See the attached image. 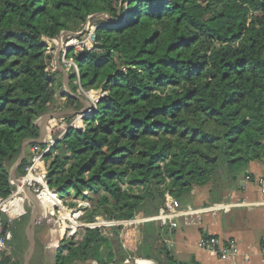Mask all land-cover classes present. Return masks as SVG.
I'll return each mask as SVG.
<instances>
[{
	"label": "trees",
	"instance_id": "1",
	"mask_svg": "<svg viewBox=\"0 0 264 264\" xmlns=\"http://www.w3.org/2000/svg\"><path fill=\"white\" fill-rule=\"evenodd\" d=\"M96 14L108 16L90 19L93 48H70L68 56L86 90L106 93L84 117L85 130L70 127L58 138L73 114L48 122L56 139L45 154L51 189L70 206L89 201L88 222L122 221L156 214L166 192L184 206L196 187L259 176L250 166L264 164V0H0V197L14 188L10 171L25 141L40 136L38 120L54 109L81 108L77 75L70 76L73 95L48 50L51 39L83 31ZM28 163L26 157L17 176ZM27 210L9 226L22 256ZM66 233L56 264L151 257L135 250L128 225L85 228L78 241ZM148 234L156 238L146 230L144 240ZM158 253L160 264H198L176 259L166 246Z\"/></svg>",
	"mask_w": 264,
	"mask_h": 264
},
{
	"label": "crops",
	"instance_id": "2",
	"mask_svg": "<svg viewBox=\"0 0 264 264\" xmlns=\"http://www.w3.org/2000/svg\"><path fill=\"white\" fill-rule=\"evenodd\" d=\"M58 69L64 89L72 93L70 75L62 66ZM79 98L82 102L81 108L86 107L87 104L83 98ZM59 112V110L54 109L50 114H58ZM73 112L69 110L57 116L67 113L73 114ZM49 121L50 119L45 121L42 128L44 139L52 137L48 128ZM60 128L62 127L60 126ZM250 170L253 171L254 175H262L264 174V164L254 162L251 164ZM241 177L235 185L230 187L226 185L216 187L212 184L196 187L191 193L190 199L183 203L184 207L195 211L178 218L176 227H161L158 221H143L133 227L135 250L140 247L143 252L151 253L153 259L151 257H137L139 255L134 252L126 262L135 257L136 264H160L158 260L163 255H159L158 249L166 246L168 251L180 261L195 260L198 264H264V257L261 254L264 239V195L261 194L259 186L254 182L255 179L245 181V177ZM218 204L228 207L227 209H214L213 207ZM29 206L30 204H28ZM28 207L26 206V208ZM140 213L145 215L143 212ZM30 229L32 226L29 221L26 226L28 239ZM57 229L52 227L49 221L44 228L39 221L31 230L34 249L30 252L28 246L23 256L16 252V246L12 239L10 245L13 248L14 258L23 257L24 264L25 256L30 254V264H32L31 259L35 255L37 247L41 246V259L36 260L34 264H56V253L61 240L54 235ZM146 230H155L156 238L154 235L152 237L148 234L144 240L143 232ZM203 235H215L226 240L229 238L236 239L238 254L230 259H220L209 251L199 248L198 242ZM165 238L172 242L171 245L164 242ZM2 258L0 253V260ZM74 264L99 263L96 260H86L76 261Z\"/></svg>",
	"mask_w": 264,
	"mask_h": 264
},
{
	"label": "built area",
	"instance_id": "3",
	"mask_svg": "<svg viewBox=\"0 0 264 264\" xmlns=\"http://www.w3.org/2000/svg\"><path fill=\"white\" fill-rule=\"evenodd\" d=\"M99 16L104 17L102 14H98ZM96 16V15H92ZM106 17V16H105ZM91 18L88 19V26L90 29L79 31L76 34H66L62 33L59 40L57 38H53L50 40V46L52 47V44H58V41L61 42L62 53L61 56L59 55V60L63 66V68L66 70V72L71 76L73 74L77 75V78L75 80V84L77 85V91L79 93H83L85 96H88L90 98L91 104L89 106L83 107L75 114H73L72 119L69 121L68 124H64L61 127L63 128V132L58 135V138H60L63 133L70 127L74 128H80L85 130L87 125L84 122V117L93 112L97 109V103L99 101V98L104 95L106 92L99 89L97 94L94 95V92L92 89L86 90L82 85L80 81L79 76V69L78 65L75 62L73 57L68 56V50L70 48H74L75 52H81L77 49V45L82 44L83 42L79 40V38L82 37V34L86 32H90V37L93 40V46H94V40H95V25H90L89 22ZM82 45L83 50H91L93 48ZM82 50V51H83ZM49 53V50H48ZM54 53V52H53ZM91 90V91H90ZM96 93V92H95ZM56 139L53 137L43 139V142L37 143L36 145H30L28 152H30L29 163L26 166V173L22 177L18 179V182L16 179L10 178V182L14 184V188L12 189L10 195L6 198L0 197V253L3 257H9L10 262L8 264H22L20 261H18L17 258H14V252L13 248L10 245L11 240L13 239V232L10 229V224L14 221V219H17L21 217L22 215L27 213L26 208V201H28L27 196L24 193V188L28 187L30 188L35 195L38 197V199L41 201V198L46 194L50 193L55 195L58 201V205L54 206V200L50 199L49 202L43 207V216L49 215V221L51 218L56 219L55 225H61L62 223L67 224L71 230L68 231L66 237L68 239H74L76 235L78 234V230H82L81 237L78 240H81L84 234L85 228L89 227H96V226H108V225H119V224H132L135 222H143V221H158L161 227H176L177 226V219L181 216L189 215L194 213L195 210L184 207L180 203V201L174 197L171 193L166 192L165 193V204L160 206L158 212L154 215L144 217L142 219H131V220H122V221H106L103 220L101 222L98 221V218L96 221L88 222L82 219L83 213L85 212V208L88 206L87 201L83 200H77V205L70 206L66 202H63V199L61 198L59 191L52 190L49 186L48 181V175L46 172V168L49 165V161L45 159V154L50 150V148L55 143ZM43 144L45 146H43ZM250 176L245 177V181H251ZM256 184L259 186L260 192L262 195H264V175H259L255 177ZM127 184H123L125 187ZM227 205H221L218 204L214 206V209H227ZM212 208V209H213ZM69 213V216L64 217L62 215L63 212ZM4 212L8 217V223L6 229H3V220L1 218V213ZM58 213V214H57ZM50 222V221H49ZM56 227V226H54ZM164 242L171 245V241L169 239H164ZM198 247L204 250L209 251L211 254L219 257L220 259H230L235 257L237 252V241L234 238L229 239H222L215 235H203L199 242ZM261 254L264 257V239L262 241L261 246Z\"/></svg>",
	"mask_w": 264,
	"mask_h": 264
},
{
	"label": "rangeland",
	"instance_id": "4",
	"mask_svg": "<svg viewBox=\"0 0 264 264\" xmlns=\"http://www.w3.org/2000/svg\"><path fill=\"white\" fill-rule=\"evenodd\" d=\"M104 17H100L99 19H106V17L108 16L107 14H102ZM96 16H99L98 14H96ZM95 16V17H96ZM106 16V17H105ZM89 18H94V16H90ZM88 24V21L86 22V25H85V27H84V30H88V29H90V27L87 25ZM89 24H90V22H89ZM91 24H92V22H91ZM66 32V34H76L77 33V31H70V30H68V31H65ZM70 32V33H69ZM62 34V33H61ZM90 32H86V33H84V34H82V37L81 38H79V40L80 41H82L83 43L82 44H79V45H77L76 47H77V49L79 50V51H82L83 50V48H82V45L84 44V46H87V47H89V48H91L93 45V40L91 39V37H90ZM61 36V35H60ZM60 36L57 38L58 40H59V38H60ZM60 47H61V42L60 41H58V44L56 43V44H52V47L51 48H49V54L50 55H52V57H53V63H54V65L55 66H57L58 68L60 67V66H62V64H61V62H60V60H59V55L61 56V53H62V49H60ZM54 52V53H53ZM63 67V66H62ZM91 91V90H90ZM92 91L94 92V95L95 94H97V92L99 91V89H92ZM96 92V93H95ZM76 95L77 96H79V97H81V98H83V100L86 102V104H87V106H89L90 104H91V102H90V98L88 97V96H85L83 93H79L78 91H77V89H76ZM71 119H72V117H71ZM70 119V120H71ZM57 126V125H56ZM57 128H58V126H57ZM63 130V128H59V130ZM58 130V129H57ZM61 134V133H60ZM59 134V135H60ZM29 147L30 146H27L26 147V151L28 152V150H29ZM17 162V160L14 162V164ZM14 164L12 165V167L14 166ZM11 167V168H12ZM26 173V172H25ZM25 173L23 174V175H25ZM23 175H21V176H17L16 175V178L17 179H19L20 177H22ZM255 183H256V181H254ZM15 187V186H14ZM52 190H56V189H52ZM57 191V190H56ZM24 193H25V191H24ZM25 195H26V193H25ZM27 196V195H26ZM28 198V197H27ZM63 199V198H62ZM63 202H65V200H63ZM44 203H48L47 201H44ZM28 204H30V206L28 207ZM87 204H88V206L86 207V208H89L90 206H91V203L89 202V201H87ZM26 206L28 207V208H30L31 209V212H32V209H33V204H32V202L29 200V198H28V201H26ZM27 208V209H28ZM86 210V209H85ZM58 214V213H57ZM84 214H85V212L83 213V216H84ZM83 216H82V219H83ZM144 217H147V216H145V215H143V214H141V213H139V214H137V216H136V218L135 219H142V218H144ZM49 219V215L47 214V215H44V216H41V218H40V224L41 225H43V227L45 228L46 226H47V220ZM83 220H85V219H83ZM85 221H87V220H85ZM98 221L99 222H101V221H103V218H99L98 219ZM141 222H135V223H132V224H127L128 226H130L131 228H133V227H135L136 225H139ZM56 226V228H58L57 229V231L55 232V237H57V238H59V239H61L62 238V235H63V231L66 229L67 230V233H68V231L69 230H71V228L67 225V224H65V223H62L61 222V225H55ZM67 233H66V235H67ZM81 234H82V230L80 229V230H78V234L76 235V237H75V240L76 239H79L80 237H81ZM137 254V253H136ZM135 255V254H134ZM138 255V254H137ZM137 257H140V256H137ZM122 264H136V261H135V257H133V258H130V261L129 262H123Z\"/></svg>",
	"mask_w": 264,
	"mask_h": 264
},
{
	"label": "water",
	"instance_id": "5",
	"mask_svg": "<svg viewBox=\"0 0 264 264\" xmlns=\"http://www.w3.org/2000/svg\"><path fill=\"white\" fill-rule=\"evenodd\" d=\"M62 33H65V31ZM76 112L77 111H74L73 114H75ZM59 114H63V112H59L58 114L48 113L45 116H42L38 120V122H41L38 124L40 129H41L40 136L37 139L25 141V143L22 147V152H21L19 158L17 159V162L14 164V166L11 168V171H10L11 177L13 179H16L17 182H18V179L16 178V171L19 168V166L22 164L23 160L30 155V152L26 151V147L31 145L33 142H35V143L43 142L44 137H43V133H42V128H43L44 122L48 121L53 116H57ZM24 191H25L27 197L29 198V200L33 204V209H32L31 215H30V224H31L32 229H33V227L40 221L41 216H43V207H42V204H41L40 200L38 199V197L35 195V193L30 188L25 187ZM57 191H59V190H57ZM1 218L3 220V229H6L7 223H8V217L4 212H2ZM32 229L29 230V242H30L29 251L30 252L34 249V239L31 236V232H32L31 230ZM24 264H30V254L25 256V263Z\"/></svg>",
	"mask_w": 264,
	"mask_h": 264
},
{
	"label": "bare ground",
	"instance_id": "6",
	"mask_svg": "<svg viewBox=\"0 0 264 264\" xmlns=\"http://www.w3.org/2000/svg\"><path fill=\"white\" fill-rule=\"evenodd\" d=\"M49 200H50V198H49L48 194L46 193V194L41 198V201H40V202H42L43 205H44V204H45L44 201L49 202ZM49 221H50L51 226L54 227V226H55L56 219H52V218H51Z\"/></svg>",
	"mask_w": 264,
	"mask_h": 264
}]
</instances>
